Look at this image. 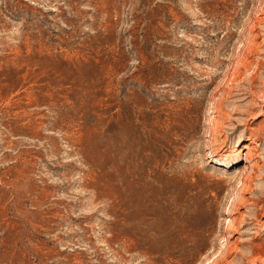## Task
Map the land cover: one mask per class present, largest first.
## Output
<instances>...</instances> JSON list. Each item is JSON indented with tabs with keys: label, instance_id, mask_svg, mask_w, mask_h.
<instances>
[{
	"label": "rangeland",
	"instance_id": "obj_1",
	"mask_svg": "<svg viewBox=\"0 0 264 264\" xmlns=\"http://www.w3.org/2000/svg\"><path fill=\"white\" fill-rule=\"evenodd\" d=\"M0 264H264V0H0Z\"/></svg>",
	"mask_w": 264,
	"mask_h": 264
},
{
	"label": "bare ground",
	"instance_id": "obj_2",
	"mask_svg": "<svg viewBox=\"0 0 264 264\" xmlns=\"http://www.w3.org/2000/svg\"><path fill=\"white\" fill-rule=\"evenodd\" d=\"M250 158H251V154L250 153H247L246 154V161H249Z\"/></svg>",
	"mask_w": 264,
	"mask_h": 264
}]
</instances>
